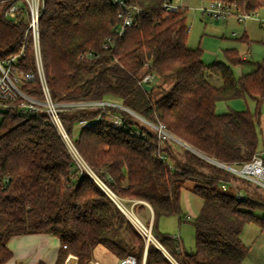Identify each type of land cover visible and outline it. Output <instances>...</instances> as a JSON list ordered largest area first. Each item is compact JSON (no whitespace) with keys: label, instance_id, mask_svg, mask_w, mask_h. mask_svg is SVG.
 Instances as JSON below:
<instances>
[{"label":"trees","instance_id":"obj_1","mask_svg":"<svg viewBox=\"0 0 264 264\" xmlns=\"http://www.w3.org/2000/svg\"><path fill=\"white\" fill-rule=\"evenodd\" d=\"M128 1L139 5L142 13L123 35L116 31L119 6L111 0L45 1L40 40L52 97L66 101L113 97L148 120L164 124L209 158L226 164L252 159L258 153L264 103V57L254 70L236 77L232 64L245 60L237 49L226 50L228 63L206 64L203 50L187 45V9L167 11L166 0ZM221 1L244 13L264 5V0ZM9 2L0 6L1 59L19 53L26 31L24 19L13 23L5 16ZM110 36L113 43L105 50L103 42ZM85 53L89 57L81 58ZM18 67L36 74L31 43ZM148 72L155 79L146 90L140 81ZM207 73L219 75L221 84H213ZM23 89L35 97L43 95L37 77ZM247 96L256 100L254 112L216 111L220 100ZM111 109L144 136L107 124L101 108L61 111L89 165L117 195L138 200L134 210L141 218L153 209L152 233L180 264H242L249 252L242 239L244 226L255 223L264 229V215L256 213L264 210V190L182 144L161 142L153 127L130 112ZM0 114V264L13 256L7 245L10 238L28 233L60 239L54 264H65L69 254L77 258L76 264H95L98 254L118 263L133 254L136 264H173L156 244L146 247L144 237L92 177L76 173L46 113L23 115L0 109ZM99 116L89 126L75 129ZM221 183H227V190ZM185 188L202 199L192 220L196 244L190 252L181 238L158 228L160 217L182 214ZM236 189L247 192L248 199H237Z\"/></svg>","mask_w":264,"mask_h":264},{"label":"built area","instance_id":"obj_2","mask_svg":"<svg viewBox=\"0 0 264 264\" xmlns=\"http://www.w3.org/2000/svg\"><path fill=\"white\" fill-rule=\"evenodd\" d=\"M10 1V2H9ZM46 0H0V4L9 2L5 7V16L12 20L13 23H18L22 19L26 22L25 37L22 42L21 49L16 55H12L6 58H0V109H8L10 111H17L23 115H33L40 112L47 114L49 121L57 128L60 133L73 162V169L78 175L88 174L94 179L97 185L107 193L110 198L116 203V205L125 213L130 219L138 232L144 237L146 245L150 242L156 244L159 249L165 254V256L173 263L180 264L179 261L164 247V245L154 236L152 233V223L146 225L135 213V210L129 208L125 204V198L117 195L111 187L95 172V170L86 161L79 148L77 147L75 140L71 134L67 131L62 118L61 111L71 110L77 108H101L102 114L105 116L107 124L114 128H123L129 131L133 135L144 136L141 129L135 128L126 123L121 115L113 112L111 107L124 109L130 112L134 117L143 121L148 126L153 127L158 134L161 142L164 140H171L182 144V141L176 136L171 134L162 123H154L137 112L128 110L123 104H117L107 99L99 100H55L50 92L44 69V62L41 53V40H40V18L45 8ZM113 3L119 6L118 17L121 19L116 31L119 35H123L126 32L127 27L131 26L141 15L142 8L134 3H130L128 0H111ZM164 6L167 11H175L178 9L173 1L166 0ZM203 12L209 14L214 19H227L232 15H235L239 21H245L250 18H254L255 13L263 11V15L258 17V21L262 28H264V5L256 12H239L232 6H229L221 0H210V4L203 7ZM30 41V42H29ZM31 43L34 49V60L36 65V74L31 72H25L18 67L19 62L25 57L28 44ZM113 43L112 37H108L102 45V48L107 50ZM89 57L88 54H82L81 58ZM38 78L42 90V97H35L24 91L23 85L26 82L33 81ZM155 79V74L146 73L141 81V85L150 84ZM130 109V108H129ZM100 119V116L92 121H83L79 123L80 127L89 126L92 122H96ZM161 159L166 160V156L159 154ZM215 164L222 166L230 172L247 179L264 190V151L262 153L254 154L253 158L240 164H226L217 161ZM221 187L227 190V183H221ZM235 197L239 200H247L249 195L243 189H236L234 193ZM129 200V199H126ZM136 203L137 200H133ZM179 238V236H173ZM66 260L67 261L70 259ZM100 264V262H96ZM76 264V260L74 262ZM118 264H136V257L133 254L127 255Z\"/></svg>","mask_w":264,"mask_h":264},{"label":"rangeland","instance_id":"obj_3","mask_svg":"<svg viewBox=\"0 0 264 264\" xmlns=\"http://www.w3.org/2000/svg\"><path fill=\"white\" fill-rule=\"evenodd\" d=\"M173 3L178 7L187 9V23L189 25L187 45L191 48H201L203 50V60L206 64H212L215 61L228 63L226 50L235 48L240 56L247 58L241 63L232 64L236 77H240L243 73L254 70L257 63L263 59L264 28L261 27L258 21V17L263 15V11L255 13L254 18L245 21H239L235 15L227 19L217 20L203 12L202 8L208 6L210 0H173ZM244 35H247V40L243 38ZM207 77L215 85H220L222 82L219 75L207 73ZM107 100L122 105L121 101L116 98L111 97ZM245 109L252 112L256 110V100L253 97L220 100L216 105L218 113ZM262 110H264V103ZM76 128L78 129L79 125H76ZM258 132L260 135L259 126ZM136 203L133 200L125 199V204L129 208L133 207L134 209ZM201 205L202 199L200 196L193 193L189 188L183 189L181 195L182 214L160 217L158 221L159 231L170 236L180 235L184 249L189 252L195 250V228L192 220L194 215L198 214ZM256 213L264 215V210H257ZM136 214L139 216V213ZM152 219L150 209L146 216L141 218L146 225L151 224ZM242 233L243 241L249 247V252L243 264H264V230H261L255 223H248L244 226ZM68 256L75 257L73 254ZM96 258L103 264L118 263V260L113 257H107L108 262L104 254H98ZM75 260L77 263L76 257Z\"/></svg>","mask_w":264,"mask_h":264},{"label":"crops","instance_id":"obj_4","mask_svg":"<svg viewBox=\"0 0 264 264\" xmlns=\"http://www.w3.org/2000/svg\"><path fill=\"white\" fill-rule=\"evenodd\" d=\"M244 58L247 60L246 57ZM259 128L258 153H262L264 151V110H262ZM150 213L153 216L151 208ZM179 238H181L180 235ZM7 245L12 250L13 256L6 264H38L39 262L54 264L59 254L60 239L57 236L47 233H28L11 237ZM97 261L103 264L100 260Z\"/></svg>","mask_w":264,"mask_h":264},{"label":"water","instance_id":"obj_5","mask_svg":"<svg viewBox=\"0 0 264 264\" xmlns=\"http://www.w3.org/2000/svg\"><path fill=\"white\" fill-rule=\"evenodd\" d=\"M144 87H145L146 90H148V89L151 88V85H150V84H145ZM126 109L131 110V109H129V108H126ZM182 143H183L184 146L190 148L191 150H193V151H195L196 153L200 154L201 156H203L204 158L208 159L209 161H211V162H213V163H216V162H217L215 159H212V158H209V157L205 156L204 154L198 152L197 150H195L194 148L190 147V146L187 145L186 143H184V142H182ZM152 212H153V209H152ZM153 216H154V212H153ZM153 216H152V217H153ZM147 246H148V245H146V247H147Z\"/></svg>","mask_w":264,"mask_h":264},{"label":"bare ground","instance_id":"obj_6","mask_svg":"<svg viewBox=\"0 0 264 264\" xmlns=\"http://www.w3.org/2000/svg\"><path fill=\"white\" fill-rule=\"evenodd\" d=\"M75 262V258L74 257H70V259L68 260L67 264H74Z\"/></svg>","mask_w":264,"mask_h":264}]
</instances>
